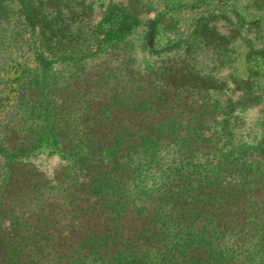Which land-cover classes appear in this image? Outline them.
Segmentation results:
<instances>
[{
	"label": "trees",
	"instance_id": "16d2710c",
	"mask_svg": "<svg viewBox=\"0 0 264 264\" xmlns=\"http://www.w3.org/2000/svg\"><path fill=\"white\" fill-rule=\"evenodd\" d=\"M65 2H19L12 21L0 0V264H264V143L236 138L210 93L225 80L191 42L155 66L92 65L90 89L50 80L49 46L15 61L34 33L64 52ZM42 138L69 159L50 181L21 163Z\"/></svg>",
	"mask_w": 264,
	"mask_h": 264
},
{
	"label": "rangeland",
	"instance_id": "374dc122",
	"mask_svg": "<svg viewBox=\"0 0 264 264\" xmlns=\"http://www.w3.org/2000/svg\"><path fill=\"white\" fill-rule=\"evenodd\" d=\"M26 1L32 0H11L12 21L20 16L18 3ZM63 2L72 6V11L70 7L65 9L68 15L64 21L73 29L69 32L72 42L63 43L64 52L55 53L53 41L34 33L19 47L15 61L34 67L28 56L34 49L49 46L46 52L47 64L52 62L47 68L50 80L71 85L76 82L90 89L92 65L114 67L125 63L127 68L134 69L155 66L161 59L170 60L171 49L178 46L185 49L191 42L194 50L190 62L203 67L209 78L225 80V86L210 93L212 97L225 99V111L231 116L230 126L236 138L249 145L264 143V0ZM107 6L111 8L106 13ZM95 24L108 30L107 40L98 42L89 35L98 30L93 29ZM123 25L129 28L124 29ZM20 32L27 38V33L22 29ZM182 49H176L177 56ZM106 53L109 56H103ZM9 104L12 101L0 108V119L11 109ZM28 121L40 126L45 123L32 112ZM68 161L51 140L42 138L35 151L21 163L33 165L50 181Z\"/></svg>",
	"mask_w": 264,
	"mask_h": 264
}]
</instances>
